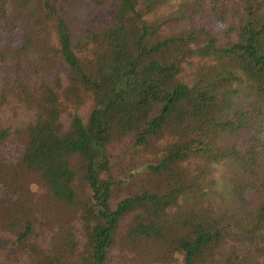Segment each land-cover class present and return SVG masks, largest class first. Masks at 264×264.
<instances>
[{"label":"trees","instance_id":"16d2710c","mask_svg":"<svg viewBox=\"0 0 264 264\" xmlns=\"http://www.w3.org/2000/svg\"><path fill=\"white\" fill-rule=\"evenodd\" d=\"M0 234L26 264H264V0H0Z\"/></svg>","mask_w":264,"mask_h":264},{"label":"rangeland","instance_id":"374dc122","mask_svg":"<svg viewBox=\"0 0 264 264\" xmlns=\"http://www.w3.org/2000/svg\"><path fill=\"white\" fill-rule=\"evenodd\" d=\"M9 244L7 236L0 234V264H26L15 257Z\"/></svg>","mask_w":264,"mask_h":264}]
</instances>
